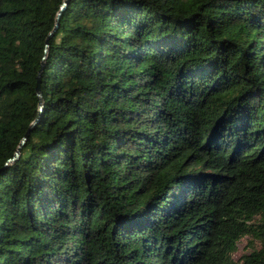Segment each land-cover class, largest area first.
<instances>
[{"label": "trees", "instance_id": "trees-1", "mask_svg": "<svg viewBox=\"0 0 264 264\" xmlns=\"http://www.w3.org/2000/svg\"><path fill=\"white\" fill-rule=\"evenodd\" d=\"M63 1L0 0V264H264V0Z\"/></svg>", "mask_w": 264, "mask_h": 264}, {"label": "water", "instance_id": "water-1", "mask_svg": "<svg viewBox=\"0 0 264 264\" xmlns=\"http://www.w3.org/2000/svg\"><path fill=\"white\" fill-rule=\"evenodd\" d=\"M68 0H64L60 6V10L62 8H64V6L67 4ZM60 12V11H59ZM59 12L56 16V24H57V21H58V15H59ZM50 35V34H49ZM48 35V36H49ZM47 47H48V38L45 39V51L47 50ZM44 58V56H43ZM42 64L43 62H41V66L37 72V82H36V94L38 96V109L39 111L42 109V97H41V91H40V87H39V79H40V73H41V69H42ZM36 122V119H34L32 122H30L29 126H28V129L27 131L25 132V135L22 137V139L20 140L18 146H17V150L14 152V156L12 158H10L9 160L13 161L15 160L17 157H18V154H19V151H20V148L21 146L23 145V143L25 142V139L26 137L28 136V133H29V129L31 128L32 124ZM8 160V161H9Z\"/></svg>", "mask_w": 264, "mask_h": 264}, {"label": "rangeland", "instance_id": "rangeland-1", "mask_svg": "<svg viewBox=\"0 0 264 264\" xmlns=\"http://www.w3.org/2000/svg\"><path fill=\"white\" fill-rule=\"evenodd\" d=\"M249 237L245 236L238 241L237 249L233 254L234 259H237L242 253H249L258 244L254 241L251 245L248 243Z\"/></svg>", "mask_w": 264, "mask_h": 264}]
</instances>
